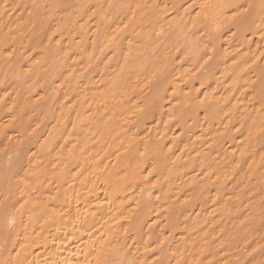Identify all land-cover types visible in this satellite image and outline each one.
<instances>
[{"label":"bare ground","instance_id":"bare-ground-1","mask_svg":"<svg viewBox=\"0 0 264 264\" xmlns=\"http://www.w3.org/2000/svg\"><path fill=\"white\" fill-rule=\"evenodd\" d=\"M61 2L0 0V163L8 137L35 155L27 185L0 186V200L19 201L25 264H223L258 252L264 148L248 136L264 74L259 12L243 26L226 13L194 45L181 6L192 0ZM108 2L132 10L78 7ZM121 20L119 46L106 47ZM137 103L155 106L150 123L134 126Z\"/></svg>","mask_w":264,"mask_h":264},{"label":"snow or ice","instance_id":"snow-or-ice-1","mask_svg":"<svg viewBox=\"0 0 264 264\" xmlns=\"http://www.w3.org/2000/svg\"><path fill=\"white\" fill-rule=\"evenodd\" d=\"M181 6L184 7V14L191 20V25L189 26L187 22H185L184 27L188 28L187 35L194 38L191 41L194 45H199L205 35L208 36L209 42H211L214 39V32L221 27V25L217 23V19L225 16L226 13H230L226 17L227 21L237 26L245 25L255 11L259 12L262 22H264V0H259L258 4L254 3L253 0L235 3L231 2V0H199V2L198 0H192V3ZM78 7L82 10L90 9L93 16L98 12H104L105 15H107V11L111 10L113 7L117 8L118 11L125 12V14L127 11L132 10L129 4L120 3L114 5L111 2L107 3V8L104 7V4H86ZM53 8L61 12L70 9L75 10L73 9L71 0H63V2L53 5ZM193 12H195V16H192ZM134 15L133 13V17L129 18V23L131 19H134ZM112 19L113 22H115V17H112ZM121 23L123 27L117 26L116 30L109 38V45H106V47L111 45L119 46L123 32L129 27V23H124L123 20H121ZM201 27H203L204 31L197 36L196 32H198ZM233 35H236V33H233ZM262 36H264V30H262ZM57 43H59V41H57ZM205 48H207V45H205ZM4 50L7 51V48ZM120 51L122 53L123 50L120 49ZM12 55V52H8L9 57ZM116 55L117 53L114 51L113 56ZM261 56L264 58V53H262ZM211 59L212 57L208 56L201 67L207 65ZM125 62L127 63V55H125ZM158 73L163 75L164 68H157L156 72L153 73V77H156ZM148 82L151 85L153 83V78L149 77ZM259 102V122L257 123L254 121L249 127L248 139L250 141L257 140L260 147L264 148V74L261 76ZM154 107L155 106L152 104L137 103L132 105L130 114L132 117H135L134 126L138 123H150V121L155 118ZM12 139V137H8V143L5 144L3 150V156L6 157V160L0 163V186H6L9 193L13 188L19 189L21 182L27 185L32 175V161L35 159V155H30L31 149L27 147L24 142L18 141L16 145H12ZM136 143V133H132L129 137V146ZM125 151H127V149H125ZM146 153L147 146L145 147V152L141 153V156L146 155ZM261 159L264 160V153H261ZM148 175L151 176L152 171H149ZM145 180H147V177H145ZM141 191H143V189ZM261 203L264 204V197H262ZM16 204H19L18 200L14 203H10L8 197H5L4 200H0V213H2V218H0V255L5 252L7 253L6 256L0 259V264H25L27 261L26 253L29 246L27 243L28 237L25 235V242H21L15 236L18 225L12 209L15 208ZM23 207L24 205L20 204V208ZM261 227H264V223H262ZM161 243H163V241H161ZM17 244L19 245L18 248L15 246ZM248 247H251V245L249 244ZM258 248V252L257 248H252L251 252H248L247 248H245L243 250L246 253L244 258L237 255L234 260H224L223 264H264V245H258ZM28 264H30V262H28ZM99 264H109V261H102L99 262ZM114 264H123V261H115ZM153 264H155V262H153ZM200 264H203V262L201 261ZM208 264H216V261L210 260Z\"/></svg>","mask_w":264,"mask_h":264}]
</instances>
